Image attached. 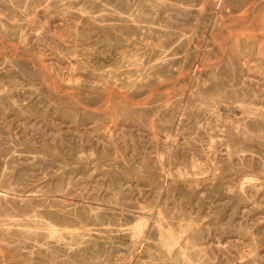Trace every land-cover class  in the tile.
Listing matches in <instances>:
<instances>
[{"label":"rangeland","instance_id":"1","mask_svg":"<svg viewBox=\"0 0 264 264\" xmlns=\"http://www.w3.org/2000/svg\"><path fill=\"white\" fill-rule=\"evenodd\" d=\"M0 264H264V0H0Z\"/></svg>","mask_w":264,"mask_h":264}]
</instances>
